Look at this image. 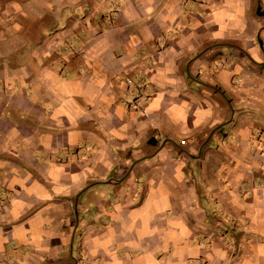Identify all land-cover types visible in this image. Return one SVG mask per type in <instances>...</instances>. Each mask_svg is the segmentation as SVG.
<instances>
[{"label":"crops","instance_id":"obj_1","mask_svg":"<svg viewBox=\"0 0 264 264\" xmlns=\"http://www.w3.org/2000/svg\"><path fill=\"white\" fill-rule=\"evenodd\" d=\"M0 264H264V0H0Z\"/></svg>","mask_w":264,"mask_h":264}]
</instances>
